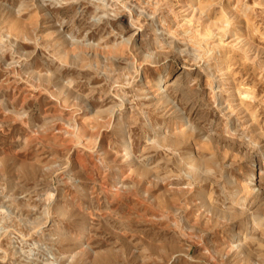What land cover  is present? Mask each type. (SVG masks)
I'll use <instances>...</instances> for the list:
<instances>
[{
	"label": "rangeland",
	"instance_id": "obj_1",
	"mask_svg": "<svg viewBox=\"0 0 264 264\" xmlns=\"http://www.w3.org/2000/svg\"><path fill=\"white\" fill-rule=\"evenodd\" d=\"M0 264H264V0H0Z\"/></svg>",
	"mask_w": 264,
	"mask_h": 264
},
{
	"label": "bare ground",
	"instance_id": "obj_2",
	"mask_svg": "<svg viewBox=\"0 0 264 264\" xmlns=\"http://www.w3.org/2000/svg\"><path fill=\"white\" fill-rule=\"evenodd\" d=\"M185 19V18H184ZM169 72V71H168ZM166 82V75H164L163 76V79L160 81V83H159V86L162 84V83H165ZM125 138H127V141H123V145L124 146H126L125 148L127 149V150H130L131 149V144H132V136H131V134L129 133ZM124 138V139H125ZM240 235V233H239V231H238V233H237V235L236 236H239Z\"/></svg>",
	"mask_w": 264,
	"mask_h": 264
}]
</instances>
